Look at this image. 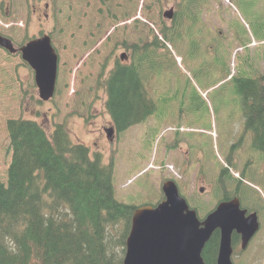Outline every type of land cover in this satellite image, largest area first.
Instances as JSON below:
<instances>
[{
	"label": "rangeland",
	"instance_id": "374dc122",
	"mask_svg": "<svg viewBox=\"0 0 264 264\" xmlns=\"http://www.w3.org/2000/svg\"><path fill=\"white\" fill-rule=\"evenodd\" d=\"M181 1L0 0L3 35L20 46L43 29L52 36L59 55L56 94L51 101L42 102L34 72L20 54L0 47L2 182L7 184L12 160L7 121L22 118L42 124L49 133L65 122L78 140L101 151L107 163L112 160L116 197L121 201L155 205L161 180L167 178H179L190 198L198 199L193 195L201 188L196 181L200 165L197 162L188 168L174 163L168 153L183 154L187 147L168 152L170 142L197 144L203 161L210 164L204 169L211 174V165H216L234 124L233 134L244 132L238 118L243 113L237 80L256 77L264 70V0H209L207 9H202L206 37L198 26L191 28V23L180 19L178 30L191 37L181 40L174 33L170 46L166 43L172 55L165 53L153 79H147L156 104L154 114L122 133L114 145L108 147L103 135L112 122L106 109L107 94L99 82L122 54L131 62L133 52L126 45H147L153 58L161 54V30L171 24L164 12ZM198 2L205 6V0ZM46 3L50 17L39 21L46 13ZM216 37L220 39L216 41Z\"/></svg>",
	"mask_w": 264,
	"mask_h": 264
},
{
	"label": "trees",
	"instance_id": "16d2710c",
	"mask_svg": "<svg viewBox=\"0 0 264 264\" xmlns=\"http://www.w3.org/2000/svg\"><path fill=\"white\" fill-rule=\"evenodd\" d=\"M176 6L183 14L185 2ZM161 33L172 40L174 28L165 25ZM133 48L132 63L117 62L99 82L118 131L155 109L143 80L148 72L142 71H156L155 59L147 45ZM238 82L246 126L264 152V86ZM7 130L13 156L7 184L0 180V264H123L135 208L116 199L113 165L100 156L93 159L87 146L74 141L67 123L49 134L38 122L10 119ZM211 250L210 243L206 264L213 262Z\"/></svg>",
	"mask_w": 264,
	"mask_h": 264
},
{
	"label": "water",
	"instance_id": "95a60500",
	"mask_svg": "<svg viewBox=\"0 0 264 264\" xmlns=\"http://www.w3.org/2000/svg\"><path fill=\"white\" fill-rule=\"evenodd\" d=\"M173 13L174 10L170 9L164 17L171 19ZM0 47L10 53L17 52L13 41L2 34ZM19 50L23 60L35 72L41 99L49 100L55 91L59 61L50 36L31 40ZM163 191L165 200L157 207L142 206L135 210L125 264H204L202 252L205 244L219 227L224 230V235L218 264H232V231L246 229L249 225V237L245 238L248 241L257 228L252 217L245 223V213L240 210L238 202L221 204L202 223L196 211L191 210L181 197L174 182H166Z\"/></svg>",
	"mask_w": 264,
	"mask_h": 264
},
{
	"label": "flooded vegetation",
	"instance_id": "af4514ba",
	"mask_svg": "<svg viewBox=\"0 0 264 264\" xmlns=\"http://www.w3.org/2000/svg\"><path fill=\"white\" fill-rule=\"evenodd\" d=\"M36 11L37 10H35L34 13H36ZM45 18H48V15L44 13L42 16L38 17V20L42 21V19H45ZM41 34H43V29H40L37 32L36 36H40ZM259 86L263 87L264 85H259ZM117 136H118V133L116 132L112 134V136L109 138L110 143H114ZM254 142H258V141H254ZM259 155H261L262 157L256 158V155L254 154L250 159H247V161H245L242 164V167L240 170V175L242 177L246 178L249 174L250 176H252V174L250 173V170L252 168H255L256 164L259 165L258 174L264 177V152H262V154H259ZM183 160L188 166L194 163V158L191 156L190 151H186L183 157ZM257 160H259L260 162H258ZM229 163L231 167H234L235 163L239 164V157L232 158V161L230 160ZM201 172H202V176L201 178L198 177L197 180L201 179V181L204 182V185H203V189L205 190L204 193H211L214 182L220 181L227 174L224 170H221V171L217 170L214 173V175H211V176H209L208 173H206L204 170H201ZM234 186H236L235 193L233 192L230 195L228 192L224 191L226 196L221 195V197H219V199L217 200L218 202L215 205V208L218 206L219 203L230 202L233 199L240 197V194L237 195V193H239L240 191L239 189L241 188V183L236 181L233 187ZM253 198H254L253 206L251 205V206L244 208L242 207V203H241V208L246 211V217H249L252 214L257 215V219L259 222V229L255 233V235L251 238L250 242L246 245V247H243L242 233L233 231L232 236H231V242H232V250H233L232 261L234 264H261L264 259V201H263L264 196H263V199H260V197H258L257 195L253 196ZM244 201L249 202L248 200H244ZM211 212L212 211L205 212L204 219H206ZM221 238H222V231L221 229H217L216 231L213 232L210 238V241L206 245V248H208L210 243L212 244V250H211L212 257L211 258L213 262L215 263L217 261L218 254H219Z\"/></svg>",
	"mask_w": 264,
	"mask_h": 264
}]
</instances>
